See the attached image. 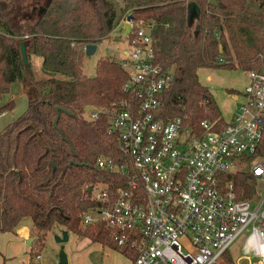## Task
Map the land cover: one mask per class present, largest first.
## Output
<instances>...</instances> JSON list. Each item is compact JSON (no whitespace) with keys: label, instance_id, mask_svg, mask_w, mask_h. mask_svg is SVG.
<instances>
[{"label":"trees","instance_id":"16d2710c","mask_svg":"<svg viewBox=\"0 0 264 264\" xmlns=\"http://www.w3.org/2000/svg\"><path fill=\"white\" fill-rule=\"evenodd\" d=\"M189 1L124 0L118 7L114 0H0V99L13 82L31 84L26 109L0 130V230H13L28 216L40 242L60 224L135 258L136 251L119 246L103 221L79 223L83 210L105 205L93 188L106 183L110 193L122 180L96 166L101 154L122 158L116 136L107 131V114L86 119L84 107H104L124 97L128 77L120 60L111 56L99 58L94 74L87 75L84 45L109 36L123 16L152 21L156 58L171 71L159 96L160 115L179 116L197 133L203 132V119L225 125L198 69L249 70L262 64L264 0H192L199 6L196 27L187 21ZM21 40L27 57L30 52L40 55L49 75L35 78L29 63H22ZM12 101L0 105V111ZM227 179L245 188L241 195H251L255 177L250 171L229 172Z\"/></svg>","mask_w":264,"mask_h":264},{"label":"built area","instance_id":"2783aa9c","mask_svg":"<svg viewBox=\"0 0 264 264\" xmlns=\"http://www.w3.org/2000/svg\"><path fill=\"white\" fill-rule=\"evenodd\" d=\"M132 21L131 48L119 58L128 75L125 96L83 111L86 119L107 114L122 158L101 154L96 166L122 180L110 193L106 183L93 188L105 205L83 210L80 225L101 220L112 228L119 246L136 251L130 264H217L242 232V253L264 264V194L243 196L245 188L227 179L247 170L264 182V61L247 70L226 124L203 119L197 133L179 116L160 115L171 71L156 58L153 22Z\"/></svg>","mask_w":264,"mask_h":264},{"label":"rangeland","instance_id":"374dc122","mask_svg":"<svg viewBox=\"0 0 264 264\" xmlns=\"http://www.w3.org/2000/svg\"><path fill=\"white\" fill-rule=\"evenodd\" d=\"M118 7L124 4V0H114ZM136 17L134 20H138ZM130 20V21H131ZM127 20V16H123L120 19L118 26L110 33L109 36L103 38L100 42L96 43V49L91 54H84L83 56V70L87 75H93L95 72L96 63L99 58L104 56H111L119 59L124 55L125 50H130V45L127 42V36L132 31L133 26ZM192 25L196 27V19H193ZM28 63L30 69L35 78H41L47 76L41 66V56L34 54L32 52L28 55ZM199 79L203 83H207L209 88L212 90L213 96L216 99L218 105L221 108L224 118L227 119L230 106L233 104L232 97L228 96L231 92H238L241 88L243 89L245 82L247 81V71L240 68H230L226 66H204L198 69ZM31 96V84L28 80L16 81L10 86L9 90L5 92L1 99L0 105L6 103L9 100L12 101V105L9 108L4 109L0 114V130L15 117L20 115L27 107L28 100ZM228 104V108H227ZM253 189L259 193L258 197L264 194V182L255 178L252 184ZM95 191V189H94ZM96 192V191H95ZM30 217H25L24 221H28ZM81 226V225H80ZM83 227V226H82ZM63 231V226L56 224L51 230L46 233V245L47 242H53L55 244H63L64 241H56L55 236L61 235ZM79 234L78 232H75ZM245 232L240 233L235 240L228 247V251L233 256V262L230 263L225 261L221 256L217 260V264H238L236 257L241 251L240 246ZM184 243H186L184 241ZM67 247V246H66ZM58 252L65 250V246H41L35 251L43 255L44 259L48 258V255L52 250ZM79 248H76V250ZM66 253V252H65ZM106 250H92L87 254V263L84 264H118L117 258L108 259L105 262ZM124 259V257H121ZM254 259V258H253ZM242 261L244 259H241ZM247 261V260H245ZM250 261V260H248ZM66 264H71L66 263ZM124 264L126 261L124 259ZM252 264H255V262Z\"/></svg>","mask_w":264,"mask_h":264},{"label":"crops","instance_id":"0c3cea01","mask_svg":"<svg viewBox=\"0 0 264 264\" xmlns=\"http://www.w3.org/2000/svg\"><path fill=\"white\" fill-rule=\"evenodd\" d=\"M247 71V70H246ZM248 80V78H247ZM247 82V81H246ZM245 82V84H246ZM207 84V83H206ZM208 85V84H207ZM211 90V89H210ZM240 90L238 92H231L230 97H232L233 104L230 106L227 119H229L233 111L241 99ZM212 91V90H211ZM228 108V104H227ZM27 217V216H25ZM23 217L17 226L13 230H0V264H61L59 263V254L54 249L47 254L48 258L44 259L43 255L39 253V257H36L37 246H65V252L67 256V262L71 264H84L87 263V254L92 250H106L105 262L111 258H117L118 264H124V259L126 264H130V257L125 255L119 250L112 248L110 245L103 244L100 241L91 240L88 236L77 234L73 231L67 230L68 238L63 244H55L53 242H47L46 245V235L42 242L36 240L37 235L32 227L31 218L28 221H24ZM63 230L64 227H63ZM62 236V234L60 235ZM56 240V239H55ZM58 241V240H56ZM67 246V247H66ZM76 248H79V250ZM241 251L236 257L238 264H261L254 254H249L245 256L242 253V246H240ZM121 257H124L121 258ZM225 261L230 263L233 262V256L227 250L225 255L221 256ZM254 258V259H253ZM241 259H244L243 261ZM247 260V261H245ZM250 260V261H248ZM63 263V264H66Z\"/></svg>","mask_w":264,"mask_h":264},{"label":"water","instance_id":"95a60500","mask_svg":"<svg viewBox=\"0 0 264 264\" xmlns=\"http://www.w3.org/2000/svg\"><path fill=\"white\" fill-rule=\"evenodd\" d=\"M208 2L210 4H216L217 1L216 0H208ZM40 9H43L45 8L43 5H40L39 7ZM199 13V6L194 2V1H189L187 3V21L189 24H191L193 22V19L195 18V16H197ZM131 15L129 14L127 16V20L129 21L131 19ZM96 43H93V42H89V43H86L84 45V52L85 54H91L94 52V50L96 49ZM221 47V45H220ZM20 53H21V60H22V63L25 65L27 64L28 62V57H27V50H26V45H25V41L24 40H21L20 42ZM92 107V104H88L86 106V108H91ZM57 109V108H56ZM56 120H57V116L55 117L54 119V123H56ZM88 189L90 190L91 189V186L88 187ZM68 238V233H67V230H63L62 231V236L60 235H56L55 236V239L56 240H67ZM67 262V256H66V253L61 250L59 252V263L63 264V263H66Z\"/></svg>","mask_w":264,"mask_h":264},{"label":"flooded vegetation","instance_id":"af4514ba","mask_svg":"<svg viewBox=\"0 0 264 264\" xmlns=\"http://www.w3.org/2000/svg\"><path fill=\"white\" fill-rule=\"evenodd\" d=\"M131 19H132V18H131ZM131 19H130V20H131Z\"/></svg>","mask_w":264,"mask_h":264}]
</instances>
